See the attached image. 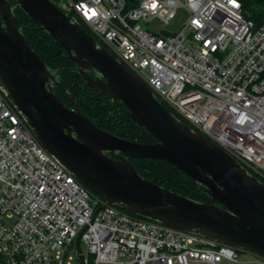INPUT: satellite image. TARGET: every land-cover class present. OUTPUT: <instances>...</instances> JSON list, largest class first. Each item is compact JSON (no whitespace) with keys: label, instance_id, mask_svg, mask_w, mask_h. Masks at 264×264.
Returning a JSON list of instances; mask_svg holds the SVG:
<instances>
[{"label":"built area","instance_id":"2783aa9c","mask_svg":"<svg viewBox=\"0 0 264 264\" xmlns=\"http://www.w3.org/2000/svg\"><path fill=\"white\" fill-rule=\"evenodd\" d=\"M174 115L264 181V23L240 0H54ZM190 14L167 36L178 9ZM189 31L190 36L184 35ZM264 264L108 206L38 142L0 90V264ZM83 255V263L81 261Z\"/></svg>","mask_w":264,"mask_h":264},{"label":"water","instance_id":"95a60500","mask_svg":"<svg viewBox=\"0 0 264 264\" xmlns=\"http://www.w3.org/2000/svg\"><path fill=\"white\" fill-rule=\"evenodd\" d=\"M18 9L61 45L88 87L123 104L153 142L99 129L71 95L75 107L68 108L56 93V88L67 92L57 73L22 33ZM0 90L40 145L106 205L264 258V182L168 110L145 82L51 0H0ZM132 159L174 166L212 203L148 181Z\"/></svg>","mask_w":264,"mask_h":264},{"label":"trees","instance_id":"16d2710c","mask_svg":"<svg viewBox=\"0 0 264 264\" xmlns=\"http://www.w3.org/2000/svg\"><path fill=\"white\" fill-rule=\"evenodd\" d=\"M51 1L54 3V0ZM240 2L244 17L252 21L256 27L261 26L264 23V0H240ZM16 16L28 43L47 66L57 73L59 81L66 88L67 92L56 88V93L68 108L75 107L70 98L71 95L79 104L82 114L99 129L130 141L143 144L153 142L154 137L136 125L123 104L112 103L107 97L85 84L81 76L74 71L75 62L55 39L42 32L21 10H16ZM81 26L90 34L83 24ZM130 161L137 172L148 181L182 196L204 203H212L208 194L200 192L193 180L174 166L164 161L151 159Z\"/></svg>","mask_w":264,"mask_h":264},{"label":"rangeland","instance_id":"374dc122","mask_svg":"<svg viewBox=\"0 0 264 264\" xmlns=\"http://www.w3.org/2000/svg\"><path fill=\"white\" fill-rule=\"evenodd\" d=\"M182 3H184V0H180ZM190 17L189 12L187 11L186 8L180 7L178 9V16L177 18L170 23L169 25H166L165 23H162L156 19H152L149 24V28L152 29L153 31L163 34L165 36L169 34H176L180 32L184 25L187 23L188 19ZM184 35L189 38L190 33L189 31H185ZM240 258L243 261H255L256 258L255 256L247 253H240ZM65 264H78L76 260V250L73 249L72 251L69 252L68 257L65 260ZM222 264H226L225 262Z\"/></svg>","mask_w":264,"mask_h":264},{"label":"flooded vegetation","instance_id":"af4514ba","mask_svg":"<svg viewBox=\"0 0 264 264\" xmlns=\"http://www.w3.org/2000/svg\"><path fill=\"white\" fill-rule=\"evenodd\" d=\"M111 157L113 158H116V155L115 154H110Z\"/></svg>","mask_w":264,"mask_h":264},{"label":"snow or ice","instance_id":"6c2138e0","mask_svg":"<svg viewBox=\"0 0 264 264\" xmlns=\"http://www.w3.org/2000/svg\"><path fill=\"white\" fill-rule=\"evenodd\" d=\"M232 2L235 4L236 3V0H232Z\"/></svg>","mask_w":264,"mask_h":264},{"label":"bare ground","instance_id":"6f19581e","mask_svg":"<svg viewBox=\"0 0 264 264\" xmlns=\"http://www.w3.org/2000/svg\"><path fill=\"white\" fill-rule=\"evenodd\" d=\"M180 119V118H179Z\"/></svg>","mask_w":264,"mask_h":264}]
</instances>
